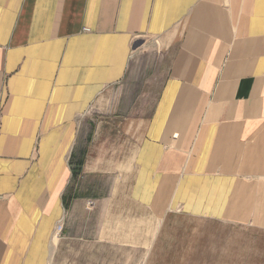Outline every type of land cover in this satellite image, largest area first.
<instances>
[{
  "label": "crops",
  "instance_id": "obj_1",
  "mask_svg": "<svg viewBox=\"0 0 264 264\" xmlns=\"http://www.w3.org/2000/svg\"><path fill=\"white\" fill-rule=\"evenodd\" d=\"M52 261L264 264V0H0V264Z\"/></svg>",
  "mask_w": 264,
  "mask_h": 264
},
{
  "label": "rangeland",
  "instance_id": "obj_2",
  "mask_svg": "<svg viewBox=\"0 0 264 264\" xmlns=\"http://www.w3.org/2000/svg\"><path fill=\"white\" fill-rule=\"evenodd\" d=\"M140 91H142V93L144 92L146 95H154V91L155 90H148V89H142V90H140ZM51 264H58V263H54L53 261L51 262Z\"/></svg>",
  "mask_w": 264,
  "mask_h": 264
}]
</instances>
